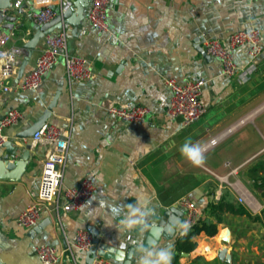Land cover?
I'll return each instance as SVG.
<instances>
[{
	"label": "crops",
	"instance_id": "obj_1",
	"mask_svg": "<svg viewBox=\"0 0 264 264\" xmlns=\"http://www.w3.org/2000/svg\"><path fill=\"white\" fill-rule=\"evenodd\" d=\"M91 2L62 0L54 6L58 14L72 7V19L84 9L78 24L65 23L54 33L65 30L69 52L88 59L94 74L87 81H70L62 60L45 76L39 90H22L18 81L34 67L43 40L29 54L24 44L40 26L32 18L29 3L21 13L11 14L17 17L12 28H3L0 21V35L11 34L8 46L21 49L15 70L7 75L0 70V117L14 108L22 113L18 123L2 132L17 149L15 159L22 170L18 179H9L1 175L8 173L6 164L0 167L1 261L43 264L36 247L49 244L61 255L58 264H97L96 259L88 263L86 251L73 245L80 229H95L101 242L125 252L131 247L136 250L141 239L147 244L148 233L121 236L116 225L106 222L118 223L110 215V206L136 204L143 197L157 206L159 215L188 196L202 209L207 222H216L211 204L220 200L241 205L252 217L223 212L218 233L195 236L196 249L182 252L179 264H264V117L260 115L264 109L257 114L247 111L252 107L254 85L264 77V0H112L107 31L90 25ZM254 27L261 31V52L259 67L247 82L224 75L218 59H207L196 48L197 41L203 47L205 38L228 41L232 33ZM249 50L244 45L234 51L239 67L250 63ZM171 78L179 83L207 81L202 101L208 111L190 126L167 113ZM57 94L48 121L70 134L62 185L72 187L89 177L97 190L79 210L44 207L38 224L23 228L17 217L37 200L51 146L17 135L43 114ZM121 104L146 105L150 114L141 121L122 124L109 112L112 105ZM218 135L220 141L207 149L203 167H193L180 155L186 138L207 144ZM6 150L0 144V159ZM164 156L166 165L153 161ZM43 221L44 226L35 231ZM178 236L168 239L174 240V256ZM166 241L162 238L159 243ZM223 249L226 255L221 259ZM135 250L132 264H137ZM112 260L123 264V260Z\"/></svg>",
	"mask_w": 264,
	"mask_h": 264
},
{
	"label": "built area",
	"instance_id": "obj_2",
	"mask_svg": "<svg viewBox=\"0 0 264 264\" xmlns=\"http://www.w3.org/2000/svg\"><path fill=\"white\" fill-rule=\"evenodd\" d=\"M112 0H92L88 9L87 18L90 25L97 30L109 29V8ZM10 6L3 11V15L13 14L16 10L24 9L29 3L32 10V18L39 26L53 20L58 12L55 5L61 4L62 0H11ZM11 34L0 35V61H3L1 73L10 74L19 65L21 49L16 46L9 47L8 42ZM43 47L36 59L33 68L28 70L18 81L22 90L37 91L44 82L45 76L58 63L63 60L68 79L70 81H87L93 77V68L88 59L72 54L68 50L67 34L65 30L47 34L43 37ZM261 31L258 28L240 30L232 33L228 41L219 38H205L203 48L212 58L218 59L222 73L235 78L240 83L247 82L257 71L259 65L257 57L261 52ZM244 45L250 47V63L239 67L234 59V51ZM205 79H190L185 83H179L176 79L168 80L171 86L172 96L167 108L168 115L180 118L183 126H190L200 120L208 111L202 101V94L206 85ZM4 90H9L4 86ZM109 112L115 115L122 124H130L143 120L150 114V108L143 104L112 105ZM22 113L14 108L0 117V144L5 141L2 134L5 127L19 122ZM35 141L49 144L51 149L45 159L42 171L37 200L28 205L17 217V224L23 228L36 226L44 207H54L64 211L79 210L86 201L93 196L97 186L92 179L84 177L72 187L62 185L64 167L66 164L70 134L59 125L47 121L33 136ZM220 136L209 140L207 149L215 146L220 141ZM243 199V198H242ZM183 210L181 221L190 223L192 231L204 220V212L188 196H183L176 203ZM178 233V232H177ZM179 236H181L178 233ZM73 245L81 251H88L93 245V235L86 229H80L73 237ZM36 255L43 264H58L61 255L55 246L41 244L36 247ZM97 264H116L112 259L97 256Z\"/></svg>",
	"mask_w": 264,
	"mask_h": 264
},
{
	"label": "water",
	"instance_id": "obj_3",
	"mask_svg": "<svg viewBox=\"0 0 264 264\" xmlns=\"http://www.w3.org/2000/svg\"><path fill=\"white\" fill-rule=\"evenodd\" d=\"M10 2L11 0H0V21H3V25H2L3 28H12L13 23L17 19L15 15H11V14H7L5 16L3 15L4 9L10 6L11 4ZM20 10L22 9L18 10L21 13ZM72 14H73V8L68 7L66 9H63L61 13L58 14L53 20L40 26L37 29V31L34 33L32 38L28 40L27 43L24 44V48L28 50V54L30 52L29 50L32 51L33 49L36 48V46L39 44V42L43 39L45 35L53 33L56 28H62L63 24L65 23L72 22L74 24H78L77 23L78 18H82L83 16H85L83 8L82 10L80 8L79 17L77 15V17H74L75 19L73 18L74 21L71 18ZM196 48L198 51H200L204 55L205 58L207 59L211 58V56L207 54L205 49L200 45L199 41H197ZM2 68L3 67L1 66V70ZM0 82H1V79H0ZM57 98H58V94L54 96L52 101L49 103L47 108L44 110L43 114L31 126H29L25 130L18 133L17 137L26 138V137L33 136L48 121V119L52 115V110L57 102ZM2 146L6 147L7 154L2 159H0V167L3 165V163H5L8 173L7 174L2 173L1 175L3 176L5 175L9 179H12V178L18 179L19 173L22 170V168H21V163L19 161H16L15 159L18 156L17 149L13 146L12 141H9V140L7 141L5 140L2 143ZM10 158L13 160H11ZM158 216H159V219L157 221V225L156 224L152 225L153 229L156 230L157 227L160 229H167V232L164 235L160 236L159 241L162 238L167 239V240L173 238L176 233L172 232L171 226L174 225L177 221H181L182 216H183V210L175 204V205H171L170 207L162 210ZM45 223L46 221H43L40 225L35 227L34 230L39 231L40 228L43 227ZM91 231L93 235L94 245L88 251H86L88 263H93L97 256H104V257L114 259V260H123V264H132L133 252L135 250L134 247H131L128 250V252L119 250L116 247H112L106 243L101 242L99 233L95 229L91 228ZM149 235H151L150 232H148V236ZM157 235H159V231H157ZM228 235H229V231L227 235L224 237V239L227 241L229 238ZM183 254H186V253L183 252ZM225 255H226L225 249L219 251V257L221 259H224ZM0 264H4L1 261V259H0Z\"/></svg>",
	"mask_w": 264,
	"mask_h": 264
},
{
	"label": "clouds",
	"instance_id": "obj_4",
	"mask_svg": "<svg viewBox=\"0 0 264 264\" xmlns=\"http://www.w3.org/2000/svg\"><path fill=\"white\" fill-rule=\"evenodd\" d=\"M180 155L187 160L193 167L201 168L205 165L207 157V146L201 141H193L191 137L185 139L179 148ZM110 215L113 219H118V223L113 224L106 219L109 225H116L121 233L138 232L142 236L150 232L145 239H141L136 244L135 254L137 264H172L174 259V240H167L165 243H159L160 236L167 232V229L157 227L153 229L152 225L156 224L159 219L157 206L138 197L136 204L112 205L110 206ZM173 233H179L181 236L186 235L190 230V223L187 221H177L171 226ZM159 231V235H157Z\"/></svg>",
	"mask_w": 264,
	"mask_h": 264
},
{
	"label": "trees",
	"instance_id": "obj_5",
	"mask_svg": "<svg viewBox=\"0 0 264 264\" xmlns=\"http://www.w3.org/2000/svg\"><path fill=\"white\" fill-rule=\"evenodd\" d=\"M211 210L213 216L216 218V222H207L206 220H203L200 225H197L192 231H188L186 235L176 237L175 245L178 254L174 256V264H179L178 259L182 252L189 253L196 249L197 242L194 240L195 236L199 235L201 232H205L209 236H214L218 233V223L223 221V212L246 214L249 217H252V215L241 205L236 206L232 203H227L224 200L212 203Z\"/></svg>",
	"mask_w": 264,
	"mask_h": 264
},
{
	"label": "rangeland",
	"instance_id": "obj_6",
	"mask_svg": "<svg viewBox=\"0 0 264 264\" xmlns=\"http://www.w3.org/2000/svg\"><path fill=\"white\" fill-rule=\"evenodd\" d=\"M251 95V104L252 107L248 108L247 111L250 113L257 114L264 109V77L260 78L256 84L254 85V90ZM258 110V111H257ZM257 111V112H256ZM261 118L264 117V110L261 112ZM253 125V124H252ZM166 156L161 158H154L153 161L155 162H163L166 165Z\"/></svg>",
	"mask_w": 264,
	"mask_h": 264
},
{
	"label": "bare ground",
	"instance_id": "obj_7",
	"mask_svg": "<svg viewBox=\"0 0 264 264\" xmlns=\"http://www.w3.org/2000/svg\"><path fill=\"white\" fill-rule=\"evenodd\" d=\"M9 30V29H8Z\"/></svg>",
	"mask_w": 264,
	"mask_h": 264
}]
</instances>
